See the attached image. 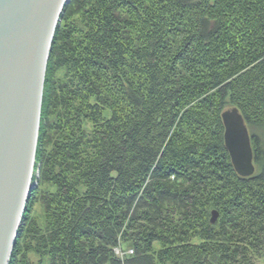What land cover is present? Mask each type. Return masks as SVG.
I'll return each instance as SVG.
<instances>
[{
  "label": "trees",
  "instance_id": "1",
  "mask_svg": "<svg viewBox=\"0 0 264 264\" xmlns=\"http://www.w3.org/2000/svg\"><path fill=\"white\" fill-rule=\"evenodd\" d=\"M49 56L9 264L260 263L264 142L241 178L222 114L264 129V0H70Z\"/></svg>",
  "mask_w": 264,
  "mask_h": 264
},
{
  "label": "water",
  "instance_id": "2",
  "mask_svg": "<svg viewBox=\"0 0 264 264\" xmlns=\"http://www.w3.org/2000/svg\"><path fill=\"white\" fill-rule=\"evenodd\" d=\"M70 0H0V264H9L22 226L38 146L49 54ZM224 146L238 176L256 172L248 125L239 110L222 114ZM39 168L36 171L38 176ZM219 212L212 211L216 224Z\"/></svg>",
  "mask_w": 264,
  "mask_h": 264
},
{
  "label": "rangeland",
  "instance_id": "3",
  "mask_svg": "<svg viewBox=\"0 0 264 264\" xmlns=\"http://www.w3.org/2000/svg\"><path fill=\"white\" fill-rule=\"evenodd\" d=\"M248 130H249V134L251 135V139L253 138V137H256L258 140H260V142H264V129H262V128H258V129H256V128H254V127H250V128H248ZM38 147V146H37ZM37 152V151H36ZM37 156V155H36ZM35 162H36V160H35ZM35 165V164H34ZM255 166V165H254ZM35 167H36V165H35ZM256 167V172H255V174H257V173H259V171H260V168L261 167H259V166H255ZM38 168H39V170H40V165L38 166ZM37 168V169H38ZM37 169H36V171H37ZM34 171H35V168H34ZM35 171V172H36ZM39 174V173H38ZM36 187V186H35ZM28 204V203H27ZM214 211H216V210H214ZM216 212H219V211H216ZM42 213H43V209H41V206L39 205V204H35L34 206H33V215L35 216H38L39 218H41L42 217ZM211 218H212V214H211V216H210ZM220 212H219V217H218V219H217V221H216V224L219 222V220H220ZM41 221H44V220H41ZM216 224H214V225H216ZM120 240V239H119ZM200 241H199V239L198 240H194L193 241V243L194 244H198ZM155 253L157 252V251H159L160 249H161V247H160V245L159 244H156L155 246ZM115 250H114V252H115V255L118 257V259L119 260H122L123 262L125 261L124 260V258L125 257H128V256H130V255H133V254H130V251L131 250H129V248H127V246L126 245H124V244H119V246L117 247V248H114ZM125 249V250H124ZM119 251H121V253L120 254H118V252ZM28 258H29V260H30V262H32V263H36V262H38L39 261V256L35 253H30L29 255H28ZM259 260L258 261H260V263L259 264H264V256L262 257V258H258ZM257 261V262H258Z\"/></svg>",
  "mask_w": 264,
  "mask_h": 264
},
{
  "label": "built area",
  "instance_id": "4",
  "mask_svg": "<svg viewBox=\"0 0 264 264\" xmlns=\"http://www.w3.org/2000/svg\"><path fill=\"white\" fill-rule=\"evenodd\" d=\"M120 253H121V251L118 252V254H120ZM130 254H133V251H130Z\"/></svg>",
  "mask_w": 264,
  "mask_h": 264
},
{
  "label": "bare ground",
  "instance_id": "5",
  "mask_svg": "<svg viewBox=\"0 0 264 264\" xmlns=\"http://www.w3.org/2000/svg\"><path fill=\"white\" fill-rule=\"evenodd\" d=\"M34 175V174H33ZM39 175V174H38ZM35 176H36V172H35ZM36 178H38L37 176H36Z\"/></svg>",
  "mask_w": 264,
  "mask_h": 264
}]
</instances>
